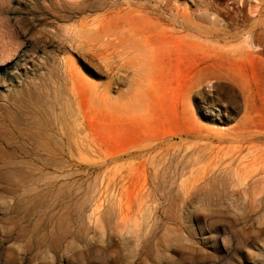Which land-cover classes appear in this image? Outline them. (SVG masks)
Wrapping results in <instances>:
<instances>
[{"label": "rangeland", "instance_id": "374dc122", "mask_svg": "<svg viewBox=\"0 0 264 264\" xmlns=\"http://www.w3.org/2000/svg\"><path fill=\"white\" fill-rule=\"evenodd\" d=\"M6 163L81 207L15 210ZM263 177L264 0H0V264H264Z\"/></svg>", "mask_w": 264, "mask_h": 264}, {"label": "bare ground", "instance_id": "6f19581e", "mask_svg": "<svg viewBox=\"0 0 264 264\" xmlns=\"http://www.w3.org/2000/svg\"><path fill=\"white\" fill-rule=\"evenodd\" d=\"M80 13H82V14H85V13H87V12H90V11H97V10H100L101 8H102V4H101V2H96V3H94V4H88V5H80ZM44 99H43V97H42V95H39L38 97H35L33 100H31L30 98L28 99V98H26L25 96H24V94L22 95V97L19 99V100H17L15 103H16V105H17V107L20 109V112H21V115L22 114H27V115H32V116H40V114H41V112H42V108H43V104H44ZM39 122H37V124H38ZM39 125V124H38ZM37 126V125H36ZM32 128L31 127H27V128H23V130H22V135H24L25 137H27V138H29L30 140H35V142L36 141H39V142H41V143H43L44 142V140H43V136H41L42 134L41 133H34V132H36V131H32L31 130ZM33 140V141H34ZM39 144V143H38ZM38 146H40V144L38 145ZM40 148H41V146H40ZM6 162V161H5ZM6 165H10V164H7L6 163ZM7 167V166H6ZM187 168V167H186ZM5 170H7V169H5ZM4 170V171H5ZM185 170H187V169H185ZM176 171V170H175ZM34 174H35V172H34V169L33 168H31L29 165L28 166H26V165H22V166H17V167H12V166H9V168H8V170H7V172H6V175H4V172H3V175L4 176H7V180L8 181H12V180H17V181H19V182H24V183H31L30 185H33V186H30L29 188H28V190L26 191V194L24 195V199H25V204H23V205H18L17 207H16V209L15 210H20V209H26V208H28V207H30L31 208V210H38V209H40V208H42V207H44L45 205H44V201L46 200V198L49 196H51V197H56V196H58V197H60V198H63L62 200H63V204H64V207L67 209V208H69V207H71V206H74L75 208H79V207H81V204H80V202H79V200H77V199H75V196H76V194L78 193H76V191H78V189L76 188H72V186L70 185H67V184H58V186H56V185H54V183H51V182H48V183H45V185L42 187V188H40L39 186H42L41 184H44L43 182H44V180L42 179L43 177H41V176H37V177H35L34 176ZM180 175V174H179ZM218 177V176H217ZM6 178V177H5ZM171 178V177H170ZM222 177H220L219 179H221ZM216 179V178H215ZM204 180V179H203ZM222 180H223V178H222ZM225 180H227V177L225 178L224 177V181ZM221 180H219V181H217V180H213V181H210L208 184L209 185H211L212 186V188L210 189V190H208L207 192H205L206 194H205V196H207V197H212V196H215V195H217L218 196V193H219V196H220V192H218V189H217V187L218 186H223V184H221V183H224V182H220ZM52 182H54V181H52ZM226 182V181H225ZM259 183H261V184H264V177L261 179V180H259L258 181ZM157 183V182H156ZM219 185H218V184ZM256 183V182H255ZM159 184V185H158ZM164 184V181H161L160 180V182H158L157 183V189H161V185H163ZM218 186H217V185ZM224 184H226V183H224ZM164 186V185H163ZM220 186V187H221ZM204 187V186H203ZM143 188V187H142ZM23 189V188H22ZM21 189V190H22ZM144 189V188H143ZM147 189V188H146ZM223 189V188H222ZM19 190V189H18ZM221 190V189H220ZM15 191V190H14ZM144 191H146V190H144ZM166 191V190H165ZM154 192V191H153ZM153 192H151L150 191V194L149 193H147L148 194V196H150V195H152V193ZM158 192V191H157ZM224 192H225V190H224ZM14 193H16V192H14ZM22 194V193H21ZM242 194H245V195H247V193L246 192H244V193H242ZM18 195V194H17ZM141 195H143V196H145V194L144 193H141ZM167 195H169V193L168 192H165L164 193V197H165V199L167 198ZM256 195V194H255ZM22 196V195H21ZM81 197V196H80ZM109 197V196H108ZM21 198V197H20ZM20 198H18V200L20 199ZM45 199V200H44ZM108 199V198H107ZM152 199V198H151ZM168 199V198H167ZM83 200V199H82ZM94 200V199H93ZM97 200V199H96ZM106 200V199H105ZM92 201V200H91ZM92 202H95V201H92ZM92 202H89V203H92ZM56 203V202H55ZM103 203V202H102ZM94 204V203H93ZM25 205H27V206H25ZM85 205H87L86 203H85ZM85 205L83 204V206H84V208H85ZM106 205V204H105ZM110 205H112V204H110ZM118 205V204H117ZM49 206H51V207H54V206H52V204H49V205H47V207H49ZM56 206V205H55ZM96 206H97V204H96ZM100 206V205H99ZM92 207H93V205H92ZM110 207V206H109ZM94 208H96V210H98L97 208H100V207H94ZM116 208V207H115ZM65 209V210H66ZM68 210V209H67ZM70 210V209H69ZM51 211H53V210H51ZM15 212V211H14ZM24 212V211H23ZM113 212V211H112ZM93 213H95V211L93 212ZM87 217V216H86ZM48 220H49V225H51V226H54L55 227V231H52L53 229H54V227H51V228H53L51 231H49L50 233H54L53 235H50L49 234V236H47L46 235V233H45V235H46V237H45V235H43L44 236V238L45 239H43V240H45L46 241V243L48 244V245H50L51 246V248H53L54 249V251H58L59 250V247H60V245H61V243L69 236V234H70V217H69V215H67V214H63V215H61V216H59V217H56L55 215H49L48 216ZM36 225H38V224H36ZM48 225V226H49ZM35 228V227H34ZM74 230V229H73ZM26 231V230H25ZM43 238V237H42ZM71 238V237H70ZM69 238V239H70ZM81 238V237H80ZM89 239V238H88ZM42 240V239H41ZM71 240V239H70ZM42 243H45L44 241L42 242ZM66 243H67V241H66ZM49 246V247H50Z\"/></svg>", "mask_w": 264, "mask_h": 264}]
</instances>
